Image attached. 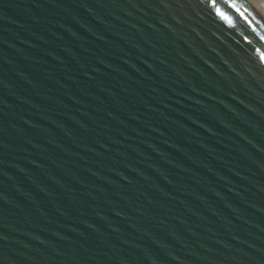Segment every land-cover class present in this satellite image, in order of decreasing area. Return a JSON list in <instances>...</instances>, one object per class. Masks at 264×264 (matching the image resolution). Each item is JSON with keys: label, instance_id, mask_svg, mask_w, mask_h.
<instances>
[{"label": "water", "instance_id": "obj_1", "mask_svg": "<svg viewBox=\"0 0 264 264\" xmlns=\"http://www.w3.org/2000/svg\"><path fill=\"white\" fill-rule=\"evenodd\" d=\"M0 264H264L251 0H0Z\"/></svg>", "mask_w": 264, "mask_h": 264}, {"label": "bare ground", "instance_id": "obj_2", "mask_svg": "<svg viewBox=\"0 0 264 264\" xmlns=\"http://www.w3.org/2000/svg\"><path fill=\"white\" fill-rule=\"evenodd\" d=\"M258 9L264 14V0H251Z\"/></svg>", "mask_w": 264, "mask_h": 264}]
</instances>
